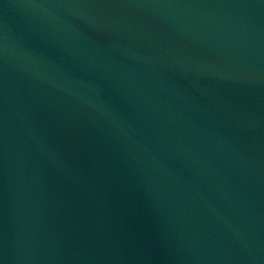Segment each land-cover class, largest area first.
Here are the masks:
<instances>
[{
    "label": "water",
    "instance_id": "95a60500",
    "mask_svg": "<svg viewBox=\"0 0 264 264\" xmlns=\"http://www.w3.org/2000/svg\"><path fill=\"white\" fill-rule=\"evenodd\" d=\"M0 264H264V0H0Z\"/></svg>",
    "mask_w": 264,
    "mask_h": 264
}]
</instances>
